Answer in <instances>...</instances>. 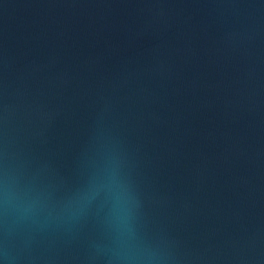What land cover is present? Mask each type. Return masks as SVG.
<instances>
[{
    "label": "water",
    "instance_id": "water-1",
    "mask_svg": "<svg viewBox=\"0 0 264 264\" xmlns=\"http://www.w3.org/2000/svg\"><path fill=\"white\" fill-rule=\"evenodd\" d=\"M0 264H264V0H0Z\"/></svg>",
    "mask_w": 264,
    "mask_h": 264
}]
</instances>
